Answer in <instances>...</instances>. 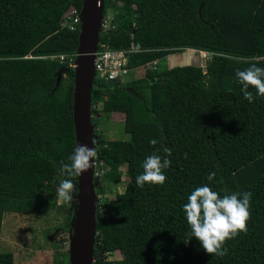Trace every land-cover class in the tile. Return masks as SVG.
I'll use <instances>...</instances> for the list:
<instances>
[{"label": "trees", "instance_id": "obj_1", "mask_svg": "<svg viewBox=\"0 0 264 264\" xmlns=\"http://www.w3.org/2000/svg\"><path fill=\"white\" fill-rule=\"evenodd\" d=\"M80 4L0 0V222L4 212L44 215L48 195L66 178L61 167L74 150L68 64L78 30L60 21ZM109 8L114 27L97 43L140 45L127 53L129 72L152 61L158 66L135 79L91 84V108L99 102L104 118L122 113L129 127L126 139L102 140L92 130L100 171L94 193H101L97 179L116 181L121 166L128 180L113 200L95 201L91 264H264V96L249 103L235 76L251 64L264 68V0H103L102 17ZM182 50L167 58L169 65L200 52L209 59L204 68L160 65ZM163 147L172 149L165 183L138 187L143 160L153 152L163 157ZM210 172L216 173L211 182ZM205 184L221 195L224 188L252 193L248 230L225 242L224 256H210L195 237L184 242L191 230L183 205ZM75 209V202L64 208L68 233ZM116 249L120 259L96 258ZM12 262L11 252L0 251V264Z\"/></svg>", "mask_w": 264, "mask_h": 264}, {"label": "clouds", "instance_id": "obj_2", "mask_svg": "<svg viewBox=\"0 0 264 264\" xmlns=\"http://www.w3.org/2000/svg\"><path fill=\"white\" fill-rule=\"evenodd\" d=\"M140 45L132 48L133 52H138ZM236 82L241 85V92L244 98L253 102L256 96H264V68L251 64L244 70H237L235 73ZM254 88L256 95L249 89ZM149 143L155 146L159 141L155 138ZM95 144V141H92ZM163 157L156 152L145 157L142 162L143 172L136 177V185L143 188L145 184L163 185L167 179L164 169L171 165L172 149L162 148ZM98 155L95 147H88L86 144H77L73 152L68 156V163L62 164L61 173L66 176L61 180L56 188L58 199L71 205L78 203L73 196L77 192V187L73 183L72 177L81 176L90 167ZM206 179L213 181L216 173L210 172ZM218 183H223L220 179ZM221 192L213 190L209 185L196 187L187 197V203L183 205V211L190 234L184 240L187 244L191 238L195 237L202 245L204 251L210 256H224L227 253L225 242L235 238L239 233L247 232V222L251 217L250 201L252 193L249 191L232 192L227 188Z\"/></svg>", "mask_w": 264, "mask_h": 264}, {"label": "rangeland", "instance_id": "obj_3", "mask_svg": "<svg viewBox=\"0 0 264 264\" xmlns=\"http://www.w3.org/2000/svg\"><path fill=\"white\" fill-rule=\"evenodd\" d=\"M113 15L114 11L110 8L107 9L103 16L105 22L113 24ZM104 31H106V29L103 27L102 32ZM184 51L185 50H182L167 55L162 59V64L160 65L166 67L176 65H169L167 58L171 55L180 57ZM70 59L72 58L69 57V61ZM208 59V53H202L201 55L198 53L196 55L192 54L190 61L182 65L191 64L204 68ZM74 60L72 62L68 61L69 67L73 68ZM154 66H158V62L137 67L122 78L125 80H131L141 77L146 68H153ZM65 73L66 68H63L60 74L65 76ZM90 109V119L96 122L94 129L92 128V130H94V137H99L102 140L127 138L129 127L128 124L124 122L122 113L111 112L107 118H104L99 102L95 103L92 108L90 105ZM124 170V166L119 168V173L114 182H106L100 178L97 179V182L100 181L101 193L95 194V201H111L114 199L116 193H121L123 191L125 183L128 180V176L124 173ZM99 173L100 171H96L94 164L93 175L98 176ZM53 178L54 177L49 176L44 177V181L46 183L50 182L53 186ZM48 200V208L44 215L14 212H4L2 214L0 222V251H9L12 253V264H53L58 262L66 264L68 261V241L70 234L62 229L65 217L64 208L66 204L58 199L56 188L48 195ZM121 257V252L116 249L103 253L96 258L111 260L120 259Z\"/></svg>", "mask_w": 264, "mask_h": 264}, {"label": "water", "instance_id": "obj_4", "mask_svg": "<svg viewBox=\"0 0 264 264\" xmlns=\"http://www.w3.org/2000/svg\"><path fill=\"white\" fill-rule=\"evenodd\" d=\"M103 0H81L78 43L73 66L72 125L74 148L77 144H92L90 123V89L93 80L92 55L97 46ZM60 71L57 72V79ZM93 168L76 177V209L69 232L68 264H91L95 237V193Z\"/></svg>", "mask_w": 264, "mask_h": 264}, {"label": "built area", "instance_id": "obj_5", "mask_svg": "<svg viewBox=\"0 0 264 264\" xmlns=\"http://www.w3.org/2000/svg\"><path fill=\"white\" fill-rule=\"evenodd\" d=\"M80 15L79 10L75 7L69 8L64 15L61 17L60 27L66 28L67 30L79 29ZM105 28V33L114 27L110 22H105L102 17L99 24V34H102V28ZM129 49H111L103 44H98L92 55V69H93V80L110 82L112 80L120 79L129 73V68L126 66L127 53L131 51ZM60 59L63 56H58ZM152 64L155 61L151 62ZM95 164V163H94Z\"/></svg>", "mask_w": 264, "mask_h": 264}, {"label": "crops", "instance_id": "obj_6", "mask_svg": "<svg viewBox=\"0 0 264 264\" xmlns=\"http://www.w3.org/2000/svg\"><path fill=\"white\" fill-rule=\"evenodd\" d=\"M175 59H176V57H174ZM178 58V57H177ZM169 63V62H168ZM176 65H182V64H176ZM176 65H174V66H176ZM167 67H172V66H167Z\"/></svg>", "mask_w": 264, "mask_h": 264}, {"label": "bare ground", "instance_id": "obj_7", "mask_svg": "<svg viewBox=\"0 0 264 264\" xmlns=\"http://www.w3.org/2000/svg\"><path fill=\"white\" fill-rule=\"evenodd\" d=\"M201 54L204 53V52H200Z\"/></svg>", "mask_w": 264, "mask_h": 264}]
</instances>
